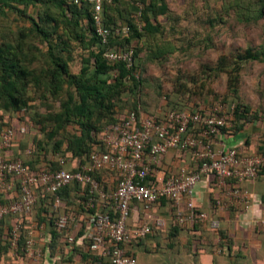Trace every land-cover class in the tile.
<instances>
[{"label": "built area", "instance_id": "built-area-1", "mask_svg": "<svg viewBox=\"0 0 264 264\" xmlns=\"http://www.w3.org/2000/svg\"><path fill=\"white\" fill-rule=\"evenodd\" d=\"M75 4L87 1L93 6V19L96 34L104 44L111 37H126L129 27L107 28L103 24L104 4L113 0H73ZM105 58L110 63H123L131 70L135 62L134 49L108 51ZM136 78L138 73H134ZM236 107L226 109L221 105L206 113L171 110L163 120L150 116L130 113L120 123L111 126L102 139L104 151H94L85 165L76 170L67 168L68 161L58 157L60 168L44 169L38 173L31 171L22 158L9 156L14 137L11 128L0 129V191L13 192L20 197L9 207L0 208V228L3 219L12 214L27 217L34 211L39 200L38 189L53 197L54 206L64 204L60 193L72 184L88 187L89 195L85 206L92 210L85 220L83 236L76 239L82 227V220L76 214L65 212L55 221L57 230L64 234L69 247L74 248L89 243L92 254L88 264H139L128 254L126 246L141 241L153 232L150 223L131 227L129 220L135 204L141 205L144 212L150 211L162 201L173 206L174 224L179 227L192 224L202 225L209 216L197 207L196 186L202 182L213 183L219 192L214 202L218 214L240 209L251 211L253 195L243 187L244 183L260 180L264 174V150L252 153L246 141L227 145L224 129L232 127ZM264 121V119H263ZM26 133V127L20 129ZM169 152L190 155L192 166L180 167L177 172L156 179V166ZM26 150L25 156H30ZM114 171L119 175L116 189L106 192L103 185L94 177L97 172ZM28 230L25 253L32 264H47L44 247L49 242L46 223L27 220ZM264 227V217L254 220ZM157 225L160 223L157 221ZM218 229L220 220L211 222ZM22 223L15 226L12 246L16 248Z\"/></svg>", "mask_w": 264, "mask_h": 264}, {"label": "rangeland", "instance_id": "rangeland-1", "mask_svg": "<svg viewBox=\"0 0 264 264\" xmlns=\"http://www.w3.org/2000/svg\"><path fill=\"white\" fill-rule=\"evenodd\" d=\"M45 1L48 0H35L34 8L30 7L27 11L19 4V10L5 8L0 12V45L6 43L16 47L22 41L24 53L35 59L34 63L28 64V69L35 75L51 65L49 47L37 35L30 18L38 22L40 17L49 14L60 19L57 4L52 0L48 3ZM150 4L155 11L148 13V16L154 26H160V32L144 35L139 45L137 41L132 42L131 46L141 49L137 78L141 83L126 84L124 93L115 101L114 117L117 123L113 125L120 123L134 110L139 111L140 116L155 115L173 101L190 109H212L218 105L226 109L235 106L236 110L244 107L250 122L255 118L264 119V0H115V6L108 10V16L113 20V25L124 27L132 21L141 31L143 12ZM161 7H166L165 13H161ZM40 25L52 29L51 24ZM21 33H26L27 37L21 39ZM60 35L61 32H57L52 37L54 43L65 48L58 54L67 59L70 72L77 75L82 69L83 58L88 57L91 49L89 51L73 40L75 35L71 32L69 35L72 38L63 36V41L69 39V45L65 46L59 39ZM248 49L259 53L262 61L242 63L235 89H230L229 76L217 72L216 68L220 60L225 59L224 66L231 70L238 56ZM62 84V91L57 95L51 92L46 81L39 86L29 84L24 94L30 98V108L17 115L0 111V119H20V128L29 126L31 130L34 129L33 132L43 141L41 143L46 142L48 150L54 151L60 140L64 141L61 149H68L66 138L79 134L78 126L70 125L66 128L67 132L62 131L48 140L54 125L46 124L47 131H43L34 124L38 117L58 113L68 102L69 92L73 90L66 81L63 80ZM74 96L78 97L76 92ZM105 123L97 137L101 142L111 127L107 126L109 121Z\"/></svg>", "mask_w": 264, "mask_h": 264}, {"label": "trees", "instance_id": "trees-1", "mask_svg": "<svg viewBox=\"0 0 264 264\" xmlns=\"http://www.w3.org/2000/svg\"><path fill=\"white\" fill-rule=\"evenodd\" d=\"M35 0H0V12H3L5 8L10 10H19L17 5H23L24 9L34 8ZM57 4L60 19L55 16L45 14V17H40L39 21L30 18L34 22L35 31L37 35L47 43L49 50L51 67L46 70L40 71L38 75L32 70L28 69V64L34 63V57H29L24 53V44L20 41L16 47L12 44L2 43L0 45V111L7 113L20 114L30 108L29 101L24 92L29 84L35 86L41 85L43 82H48L51 88V92L55 95L62 91V82L66 81L73 92H69V100L63 104L61 111L58 113H48L43 117L35 119L34 123L36 128L39 126L43 131H47L46 124H53L54 129L49 133L48 140H52L55 135L62 131H66V128L70 125H76L79 127V134L75 133L66 138L68 149L62 150L61 145L64 141H58L54 147V151L48 150L47 144L36 136L34 129L31 130L29 126L26 128V133H20L21 121L16 118L14 121H2L0 119V129L11 128L15 134L12 140V147L9 152V156L12 159L22 158L25 161L26 166L33 172L38 173L44 169L57 170L60 168L58 163V157H64L68 161L67 168L69 170H76L78 166L85 165L88 162L89 156L94 151H104L103 143L97 139L101 126L109 121V126L117 123L114 117L115 101L119 100L125 91L126 84L129 82L141 83L134 73H138L140 69V52L139 46H131L133 41H137L138 45L143 39L144 35H155L160 32V26H154L148 13L155 11L153 5H149L143 12V26L141 31L138 29L135 23L128 22L124 27H129V34L126 37H111L108 44H104L102 39L96 34V26L93 19V6L87 1H81L80 4H75L73 0H52ZM45 2H50L45 1ZM115 6V0L111 4H104L103 7V24L107 28H116L119 26L113 25V20L108 16V10ZM26 10V11H27ZM26 11L24 14H26ZM161 13L166 12V7H161ZM115 22V21H114ZM51 24L52 29H47L40 25ZM49 25V26H51ZM61 32L59 39H62V44L69 45L67 40L63 41V36L74 34L73 40L78 41L79 45L90 51L88 57H84L82 60V69L79 74H72L69 70L68 61L60 52L64 51V47H61L54 43L52 37L55 33ZM27 37L26 33H21V39ZM72 38V37H71ZM128 45V46H126ZM134 49L135 62L131 70H128L123 63H110L105 58V53L108 51H125L128 49ZM262 61V56L259 53H255L253 50L248 49L244 54L238 56L234 67L231 70L226 69L224 61L220 60L219 67L216 68L217 72L226 73L229 76L228 87L235 89L237 80V73L239 72L240 65L246 61ZM75 92L77 98H75ZM157 114L150 117L163 120L165 114L171 110L191 111L206 113L209 108H195L190 109L187 106L179 105L176 102H170L167 106H163L159 109ZM162 110H165L162 112ZM138 113L134 110L130 113ZM129 113V114H130ZM248 111L244 107L237 108L234 118L230 121L232 127L225 128L224 136L236 137L250 122L248 117ZM19 116V115H18ZM126 117V116H125ZM125 119V118H123ZM122 119V120H123ZM121 120V121H122ZM249 120V121H247ZM114 121V122H113ZM30 123L29 120H26ZM251 122H258L262 124V133L258 140V147L256 151L252 153H260L264 150V121L262 118H255ZM105 126V125H103ZM105 129V128H104ZM98 133V134H97ZM33 138V141H32ZM246 141V140H245ZM247 145L248 142L246 141ZM27 148V149H26ZM26 150H31L30 156H25ZM51 152V154H49ZM54 152V153H52ZM56 155V156H55ZM181 155V154H180ZM54 156V158H52ZM74 162V164H73ZM69 165H75L69 168ZM109 171L104 170L97 172L94 177L103 185L102 176L103 173ZM261 179L264 180V174ZM210 185L214 186L213 183ZM39 200L34 208L35 221L37 223H46L47 230L51 239L44 247L45 253H49L55 247L57 238H64V242L68 250H75L69 247L70 245L66 241L64 234L60 233L55 227V221L61 214L69 212L72 206L79 205L83 213H92L85 206L86 200L89 195V189L82 184H72L65 188L60 193L64 204L60 207L54 206L53 197L47 195L38 189ZM20 197V192L16 189L13 192H1L0 191V208L9 207ZM79 201V203H78ZM164 202V200L162 201ZM167 202V201H165ZM200 209V208H199ZM27 218L19 217L16 215L6 216L1 224L0 228V257L4 254L10 253L12 249L13 232L15 226L18 223H22V231L20 233L17 246L15 248L17 256L21 262L29 260L25 253V243L27 238ZM82 227L79 235L76 239L83 236L85 233L86 222H81ZM84 250L83 256L86 259H90L92 256L89 243L84 242L79 245ZM78 251V250H77ZM45 259V257H44ZM31 264V263H30Z\"/></svg>", "mask_w": 264, "mask_h": 264}, {"label": "crops", "instance_id": "crops-1", "mask_svg": "<svg viewBox=\"0 0 264 264\" xmlns=\"http://www.w3.org/2000/svg\"><path fill=\"white\" fill-rule=\"evenodd\" d=\"M262 133V124L249 122L236 137L224 136L227 145L247 141L251 152L256 151L258 140ZM190 155H180L169 152L162 157L156 166V179L163 180L166 176L177 172L180 167L192 166ZM75 165H69L71 168ZM102 182L106 192L116 189L119 175L114 171L103 173ZM254 197L251 211L242 212L240 209L229 210L218 214L214 202L219 192L209 183L202 182L196 186L195 201L197 207L206 212L209 220L202 225L188 224L176 226L173 218L171 203L162 202L156 205L150 215L143 211L141 205L135 204L129 224L131 227L150 223L153 232L141 241H135L126 246L128 254L134 256L139 264H264V227L256 225L255 219L264 217V180L260 179L243 184ZM79 203V201H78ZM91 212H93L91 210ZM76 214L82 221L89 218L77 204L69 211ZM35 221V213L26 217ZM220 220V226H211L214 220ZM160 225H157L156 222ZM51 235H49V240ZM55 247L45 253L47 264H88L89 260L80 246L68 250L64 238H57ZM78 250V251H77ZM31 261L21 262L15 247L10 253L0 257V264H30ZM32 264V263H31Z\"/></svg>", "mask_w": 264, "mask_h": 264}]
</instances>
